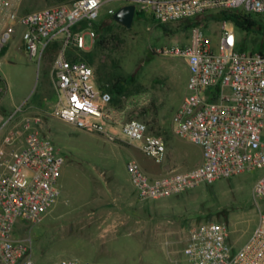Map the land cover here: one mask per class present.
<instances>
[{
	"label": "built area",
	"instance_id": "2783aa9c",
	"mask_svg": "<svg viewBox=\"0 0 264 264\" xmlns=\"http://www.w3.org/2000/svg\"><path fill=\"white\" fill-rule=\"evenodd\" d=\"M108 1L133 4L136 13L169 24L214 19L230 11L262 14L264 0H75L33 12L22 10L23 0H0V56L18 29L26 53L39 64L50 49L58 51L52 72L59 95L52 115L111 141L134 145L162 163L165 139L150 132L145 121L125 119L124 110L113 106L111 93L96 83L91 64L80 58L90 50L86 37L91 44L96 41L94 23ZM213 21L217 24L194 25L188 43L160 49L186 59L187 91L174 114V130L201 147L202 161L151 176L136 159H129L130 180L142 200L179 194L246 171H264V51L242 49L240 33L250 32L238 29L232 20ZM212 25L217 27L216 40L207 34ZM42 121L39 115L25 117L4 135L0 146V264H86L75 258L40 263L31 237L15 234L19 227L41 222L60 196L63 159L42 135ZM253 197L259 215L250 237L238 246L226 222L196 226L184 245L190 264H264V172L254 183Z\"/></svg>",
	"mask_w": 264,
	"mask_h": 264
},
{
	"label": "rangeland",
	"instance_id": "374dc122",
	"mask_svg": "<svg viewBox=\"0 0 264 264\" xmlns=\"http://www.w3.org/2000/svg\"><path fill=\"white\" fill-rule=\"evenodd\" d=\"M74 1L23 0L22 10L33 12ZM121 6L119 1L104 3L97 21L106 23L105 48H96L86 37L90 52L85 60L97 80L126 79V94L115 107L124 110L125 119H141L150 132L165 139L162 163L134 145L111 141L52 115L51 107L59 95L52 72L57 50L50 49L39 64L29 58L22 29H18L0 56L4 87L0 93V145L4 135L25 117L39 115L42 135L53 142L63 159L58 201L41 222L28 223L15 232L17 237H31L34 258L40 263L75 258L86 264H190L184 245L196 226L226 222L232 241L240 246L258 220L253 186L263 170L246 171L158 199L139 198L127 170L129 159H136L149 175L162 176L169 170L194 166L202 158V149L174 130L173 117L187 91L186 59L160 52L188 43L190 30L181 22H172L167 24L170 31H165L151 15L142 14H136L132 25L126 27L114 19ZM253 16L259 26L249 34L240 33V46L256 52L264 49V13ZM198 20L217 24L206 16ZM215 25L207 34L216 40ZM260 204L264 209V201ZM97 208L121 213L108 216L110 224L102 226L96 220L98 215L92 213ZM126 214L128 223L113 225Z\"/></svg>",
	"mask_w": 264,
	"mask_h": 264
},
{
	"label": "trees",
	"instance_id": "16d2710c",
	"mask_svg": "<svg viewBox=\"0 0 264 264\" xmlns=\"http://www.w3.org/2000/svg\"><path fill=\"white\" fill-rule=\"evenodd\" d=\"M136 14L141 15L140 13H136ZM206 17L211 18V16H206ZM213 18L217 20L221 18L230 19L236 24L238 29L247 30L248 32L255 30L256 27L259 26V22L256 20V18L252 14L245 12H237V11L224 12L221 16H213ZM181 23L183 24L184 29L190 30L194 25L199 24L200 21L198 19H188L181 21ZM159 24L164 25L165 31H170V28L167 24H163V23H159ZM94 28L97 32V37L98 35H100V38L98 37V40L95 41L96 45L95 44L94 45L96 46V48L97 47L105 48V43H106L105 38L107 33L106 23L104 22V20L97 21L94 23ZM242 49L244 48L242 47ZM6 51H7V47H5V49L3 50L2 55L5 54ZM260 51L262 52L264 51V49H261ZM89 52L90 51L83 52L80 55V58L85 60V56H87ZM99 81H100V83H98L99 87L111 93L113 106H118L120 98H122L127 91L126 79L122 77H116L110 83H104V81L101 79Z\"/></svg>",
	"mask_w": 264,
	"mask_h": 264
},
{
	"label": "water",
	"instance_id": "95a60500",
	"mask_svg": "<svg viewBox=\"0 0 264 264\" xmlns=\"http://www.w3.org/2000/svg\"><path fill=\"white\" fill-rule=\"evenodd\" d=\"M136 10L133 4L121 6L114 13V19L126 27H130L135 18Z\"/></svg>",
	"mask_w": 264,
	"mask_h": 264
},
{
	"label": "crops",
	"instance_id": "0c3cea01",
	"mask_svg": "<svg viewBox=\"0 0 264 264\" xmlns=\"http://www.w3.org/2000/svg\"><path fill=\"white\" fill-rule=\"evenodd\" d=\"M187 63V62H186ZM188 66V65H187ZM95 80H96V83L98 84V83H100V81L99 80H97L96 78H95ZM99 85V84H98ZM2 144V143H1ZM1 146V145H0ZM201 161H202V158L198 161V163H196V164H194V166L195 165H198V164H200L201 163ZM53 208V207H52ZM51 208V209H52ZM50 209V210H51ZM49 210V211H50ZM95 216H97V218H96V220H98L99 221V223H100V225H102V226H107L108 224H110L109 223V218L111 217V215H113V213H121V212H111V211H109V210H98V208H97V211L96 212H92ZM126 213H131V212H126ZM107 216V217H106ZM108 216H110V217H108ZM95 218V217H94ZM128 218H129V215L128 214H126V216L124 217V219L123 220H121V222L120 221H115L114 222V226H117V224L118 223H120L119 225H121V224H123V225H125L126 223H128ZM124 221V223H122Z\"/></svg>",
	"mask_w": 264,
	"mask_h": 264
}]
</instances>
